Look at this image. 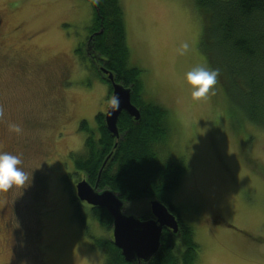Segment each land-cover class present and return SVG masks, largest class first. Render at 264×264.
Returning a JSON list of instances; mask_svg holds the SVG:
<instances>
[{"label": "rangeland", "instance_id": "1", "mask_svg": "<svg viewBox=\"0 0 264 264\" xmlns=\"http://www.w3.org/2000/svg\"><path fill=\"white\" fill-rule=\"evenodd\" d=\"M121 3L143 98L166 110L162 158L188 168L171 198L194 228L196 264H264L263 128L231 112L219 77L214 94L192 98L186 71L229 67L207 61L202 49L208 52L213 40L202 44L196 0ZM92 19L88 0H0V151L19 155L28 176L0 190V264H104L87 235L108 231L91 219L87 228L77 223L67 202L76 176L67 174L74 168L70 154L83 148V129L96 127L111 97L94 71L83 75L82 59L73 55ZM183 43L189 48L181 54ZM12 123L21 134L10 131ZM124 208L136 215L150 204Z\"/></svg>", "mask_w": 264, "mask_h": 264}, {"label": "trees", "instance_id": "2", "mask_svg": "<svg viewBox=\"0 0 264 264\" xmlns=\"http://www.w3.org/2000/svg\"><path fill=\"white\" fill-rule=\"evenodd\" d=\"M88 2L93 9L89 31L96 34L86 52L84 43L76 49L81 64L88 67V52L99 57V64L91 63V71L110 92L111 83L108 78H102L99 66L111 72L117 83L130 87L132 102L141 116L135 119L123 111L118 120V138L108 130L103 112L96 114L95 128L83 129L86 121H82L79 128L87 131V136L83 148L70 154L74 159L71 171L92 185L98 182L101 190H112L124 204L151 199L163 202L176 215L179 230L174 233L164 228L160 247L148 261L128 262L112 241L113 218L107 210L85 207L71 193L68 200L74 207L72 214L77 223L86 228L91 219L108 231L109 234L101 236L87 235L88 244L103 252L104 264H196L199 245L194 238V228L182 219L171 198L188 168L183 161L162 158L168 131L166 110L144 100L141 69L129 64L121 0ZM196 3L203 20L202 44L205 47L213 40L208 52L202 49L207 61L215 65L219 60L229 63V67L220 63L217 69L231 112L236 109L234 115L238 117L239 111L243 112L246 120L263 128L258 130L264 133V0H196ZM136 215L142 219L152 217L149 210Z\"/></svg>", "mask_w": 264, "mask_h": 264}, {"label": "water", "instance_id": "3", "mask_svg": "<svg viewBox=\"0 0 264 264\" xmlns=\"http://www.w3.org/2000/svg\"><path fill=\"white\" fill-rule=\"evenodd\" d=\"M104 72H109L102 69ZM108 78L113 82V97L117 98L119 105L113 108L111 104L105 114L108 130L120 137L118 120L121 113L127 112L135 119H139L141 112L132 102L131 88L114 81V76L109 73ZM108 157L103 162L106 165ZM101 168V170H102ZM100 170V174H101ZM98 182L93 187L86 180L77 183V198L88 204L107 210L113 218V243L121 249L126 261H148L159 249L164 228L171 229L174 233L179 230V221L168 206L163 202L152 199L150 210L152 217L142 219L137 215H127L123 212L124 201L112 190L97 191Z\"/></svg>", "mask_w": 264, "mask_h": 264}, {"label": "clouds", "instance_id": "4", "mask_svg": "<svg viewBox=\"0 0 264 264\" xmlns=\"http://www.w3.org/2000/svg\"><path fill=\"white\" fill-rule=\"evenodd\" d=\"M189 45H181V54L187 51ZM219 69L210 68L206 65H196L184 74V79L191 86V96L193 99L206 98L216 91L218 83ZM113 108L118 107L119 101L113 97L110 100ZM10 131L21 134L22 128L19 124L9 125ZM22 160L19 155L7 151H0V190L7 191L12 185H23L28 180L27 174L21 167Z\"/></svg>", "mask_w": 264, "mask_h": 264}, {"label": "flooded vegetation", "instance_id": "5", "mask_svg": "<svg viewBox=\"0 0 264 264\" xmlns=\"http://www.w3.org/2000/svg\"><path fill=\"white\" fill-rule=\"evenodd\" d=\"M96 34V31H94V32H89L87 35H86V38H85V40H84V44H85V49H84V52H86L87 51V49H89V48H91V46H92V44H91V39L93 38V36ZM73 53H74V56H76L77 58H79V56H80V54H78L77 52H76V49H75V51H73ZM88 54V67L87 68H85L84 66H82L83 68H84V74L83 75H88L89 74V72L90 73H92V69H91V63L93 64L94 62H96L95 64H99V57H94V55L92 56V55H90V52H88L87 53ZM81 57V56H80ZM97 60V61H96ZM98 66V65H97ZM102 68H103V66H99V71H101L102 72V78H107L108 77V75H109V73H111V72H103L102 71ZM107 70V69H106ZM109 103V102H108ZM4 151V150H3ZM73 169V168H72ZM74 172V171H73ZM68 175H70L71 174V170H70V172H68L67 173ZM82 179H84V178H80L79 176H75L74 177V181H75V185L72 187V189H71V193H73L74 194V196H76V184L79 182V181H81ZM41 180H43V179H41ZM91 186H93V187H95L96 186V183H95V185H92L91 184ZM97 191H100L101 189H99V187L96 189ZM74 191V192H73ZM75 199L77 200V198L75 197ZM80 202V201H79ZM82 202V204L85 206V207H88V208H92L93 207V205H90V204H88V203H86V202H84V201H81ZM71 207H72V210H74V207H73V205H72V203H71V205H70Z\"/></svg>", "mask_w": 264, "mask_h": 264}]
</instances>
